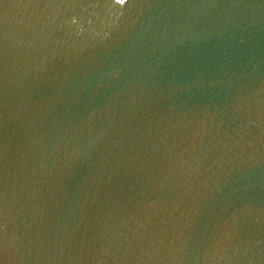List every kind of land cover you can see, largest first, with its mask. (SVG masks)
<instances>
[{
	"label": "water",
	"instance_id": "obj_1",
	"mask_svg": "<svg viewBox=\"0 0 264 264\" xmlns=\"http://www.w3.org/2000/svg\"><path fill=\"white\" fill-rule=\"evenodd\" d=\"M0 264H264V0H0Z\"/></svg>",
	"mask_w": 264,
	"mask_h": 264
}]
</instances>
